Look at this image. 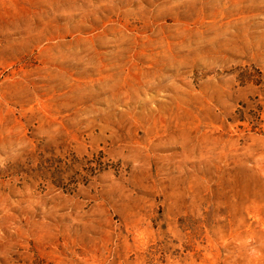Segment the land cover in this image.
I'll use <instances>...</instances> for the list:
<instances>
[{
    "label": "rangeland",
    "instance_id": "374dc122",
    "mask_svg": "<svg viewBox=\"0 0 264 264\" xmlns=\"http://www.w3.org/2000/svg\"><path fill=\"white\" fill-rule=\"evenodd\" d=\"M0 264H264V0H0Z\"/></svg>",
    "mask_w": 264,
    "mask_h": 264
}]
</instances>
